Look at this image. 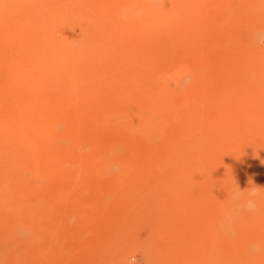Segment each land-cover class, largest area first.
Segmentation results:
<instances>
[{
    "label": "rangeland",
    "instance_id": "rangeland-1",
    "mask_svg": "<svg viewBox=\"0 0 264 264\" xmlns=\"http://www.w3.org/2000/svg\"><path fill=\"white\" fill-rule=\"evenodd\" d=\"M263 59L264 0H0V120L77 116L89 141H68L73 152L92 142L112 152V143L135 156L59 163L54 155L38 166L0 152V264H128L133 255L137 264H215L214 246L219 256L224 245L243 249L252 227L240 220L235 240L219 242L224 189L189 153L208 144L195 114L217 118L230 82L258 90L251 72ZM180 85L195 94V111L159 117L157 139L114 128L151 114L153 95ZM14 224L30 234L9 245Z\"/></svg>",
    "mask_w": 264,
    "mask_h": 264
},
{
    "label": "bare ground",
    "instance_id": "bare-ground-1",
    "mask_svg": "<svg viewBox=\"0 0 264 264\" xmlns=\"http://www.w3.org/2000/svg\"><path fill=\"white\" fill-rule=\"evenodd\" d=\"M261 62H263L262 65L260 62L254 64V68L251 72V77L254 76L259 84L258 90L253 92V90H249L246 86L242 88V85L236 84V81L230 82L234 83L233 88L220 90L219 101L221 103L218 117L215 118L208 115L196 116L195 114V120L192 125V127L195 126V128L199 130L200 136H202L204 142L208 144L204 149L194 150L189 154L192 155V159H195L197 165L201 163V161L208 163L209 169L214 173L213 176L219 182L220 188L224 189L222 191V202L220 203L221 214L218 220L219 242L222 241V239H227L224 241L225 243L235 240L233 238L237 235L238 225L241 221L240 229L245 228L249 223L252 227L253 234L256 235L250 236V240L243 246L244 248L238 249L237 252L239 253L232 251L229 246L224 245L222 248L224 251L221 252L219 256L217 251H220V246H214L212 248V257L219 261L215 262V264H250L252 257L257 256V254L258 257L257 260H255V264H264V99L260 98L264 96V59ZM179 87L180 89L176 91L153 95L152 102L155 104V108L151 114H140L136 116L135 119H132L130 123H125V125L122 126L118 125L114 128L120 127L122 131H127L135 135V137L143 135L150 141L157 139L165 127L163 121H161L159 117H169V115L173 113L184 114L186 112L190 115L195 111V107L192 106L194 103H192L191 100L195 94L189 95L187 91L183 92L184 86L180 85ZM255 93H259V96ZM208 94L210 93H206L205 91L202 93V95ZM202 95L201 98L203 100L206 96ZM237 95L239 98L235 100ZM211 102L210 96L204 103L205 105H211ZM254 103L262 105L257 113H252L250 109L248 110V107ZM239 113L242 115L241 117H238ZM229 114L232 116H229ZM84 122H86L85 119L77 118V116H71L70 118L37 117L35 115L31 116L30 112L25 117L16 118L15 120L2 119L0 120V126L3 128V126L6 125V129H4V131L0 130V152L6 153L5 155H7V153H13L15 158L19 159L15 161V165L18 163L26 164L25 162H30L31 164L35 163L39 166V162L44 158L47 163L48 161L50 163L51 160L54 163L57 158V156L55 158L54 155H59V160H57L59 163L62 159L68 161V157L73 158V162H83L87 156L90 158L89 155H92L93 160H99L101 162L119 161L122 159L134 160V155L122 153L121 144L112 145V143H110L112 146H110V148H113L111 152L105 148L107 145L104 146L105 149H98L95 147L96 144L92 142V150L80 153L79 149V151L76 150V152H73V149H70L69 143L77 142L79 144V142L88 140L86 133H84V127L86 126ZM64 127H67V130H65ZM213 127L214 130H217L214 136L210 133ZM207 131L209 132L207 133ZM83 133L84 135H82ZM123 137L127 138L128 135H126V137L124 135ZM124 138H121V140H124ZM130 138L133 137L131 136ZM186 139V137L182 138V140L185 141L184 143H187ZM197 140H199V138L196 139V141ZM115 141L117 143L118 139ZM214 141L217 142V146L212 145ZM101 143L103 142L101 141ZM182 144L183 143L180 141V143H176L172 146L170 155H177L176 159L183 158L182 155H178V151ZM70 150L72 151L71 155L69 154ZM77 153L78 155H76ZM11 157L13 160V156ZM239 160L243 163V167L233 168L231 163ZM88 161L90 160L88 159ZM8 162L10 163L11 160ZM58 162L56 165H59ZM68 163L70 162L68 161ZM45 164L44 166H47V164ZM63 164L64 163L61 165ZM15 165H13V167ZM30 166L28 164V167ZM38 166L33 169H37ZM20 167L21 165H19V169ZM16 171L18 170H12L13 173L15 172V175L18 174L19 176V173H16ZM24 172H21L20 176L22 173L23 175L26 173ZM24 176L22 177L24 178ZM22 177L21 179H23ZM22 183H24V181H22ZM251 187L260 188V198L257 200V209L255 212L251 213L242 212L238 209V202L232 198V195L236 193L239 188L241 191H245L241 200H246L249 198L247 190ZM19 196L16 197L19 198ZM27 196L29 197V195ZM20 198L24 197L20 196ZM243 218L246 219L247 222L244 221ZM243 224L245 226H243ZM9 233L10 235L7 238V244L9 245L18 242L30 234L27 228L15 224L12 226ZM235 253V257L237 258L235 262L233 261L232 263L229 259V255Z\"/></svg>",
    "mask_w": 264,
    "mask_h": 264
},
{
    "label": "clouds",
    "instance_id": "clouds-1",
    "mask_svg": "<svg viewBox=\"0 0 264 264\" xmlns=\"http://www.w3.org/2000/svg\"><path fill=\"white\" fill-rule=\"evenodd\" d=\"M260 188L257 187H251L250 189H248V199L246 200H241V197L243 196V193L245 191H241L239 188L236 191V193H234L232 195V198L234 200H236L237 203V207L240 211L242 212H255L257 209V200L260 198ZM128 264H137V257L135 255L131 256L129 258Z\"/></svg>",
    "mask_w": 264,
    "mask_h": 264
}]
</instances>
